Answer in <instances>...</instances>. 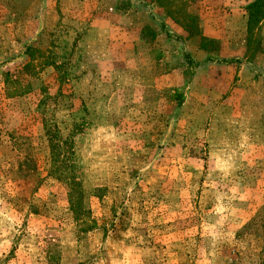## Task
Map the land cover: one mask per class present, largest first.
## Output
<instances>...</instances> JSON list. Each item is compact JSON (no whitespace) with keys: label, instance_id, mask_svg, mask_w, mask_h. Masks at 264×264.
<instances>
[{"label":"rangeland","instance_id":"1","mask_svg":"<svg viewBox=\"0 0 264 264\" xmlns=\"http://www.w3.org/2000/svg\"><path fill=\"white\" fill-rule=\"evenodd\" d=\"M254 0H0V264H264Z\"/></svg>","mask_w":264,"mask_h":264},{"label":"trees","instance_id":"2","mask_svg":"<svg viewBox=\"0 0 264 264\" xmlns=\"http://www.w3.org/2000/svg\"><path fill=\"white\" fill-rule=\"evenodd\" d=\"M249 25L264 18V0H254L247 6Z\"/></svg>","mask_w":264,"mask_h":264}]
</instances>
